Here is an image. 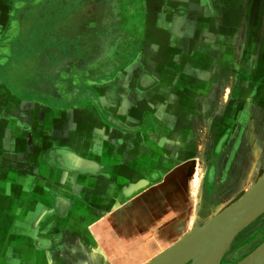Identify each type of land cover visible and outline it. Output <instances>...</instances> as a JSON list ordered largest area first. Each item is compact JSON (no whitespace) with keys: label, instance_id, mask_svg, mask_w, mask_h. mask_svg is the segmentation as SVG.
Instances as JSON below:
<instances>
[{"label":"crops","instance_id":"1","mask_svg":"<svg viewBox=\"0 0 264 264\" xmlns=\"http://www.w3.org/2000/svg\"><path fill=\"white\" fill-rule=\"evenodd\" d=\"M77 1L0 0V264H148L264 174V141L212 186L197 168L201 130L224 125L210 115L230 67L249 74L264 50V0H106L124 2L117 41L66 69L58 41L14 55L23 19ZM246 76L264 102V64Z\"/></svg>","mask_w":264,"mask_h":264},{"label":"flooded vegetation","instance_id":"2","mask_svg":"<svg viewBox=\"0 0 264 264\" xmlns=\"http://www.w3.org/2000/svg\"><path fill=\"white\" fill-rule=\"evenodd\" d=\"M99 2L100 1H98V3ZM73 13H77V8L73 11ZM122 13H124V10L122 11ZM103 25H105L103 27L107 28V23H104ZM95 26L97 25L94 21L93 27ZM166 36L167 35L165 33H159V37H157L159 38V41L164 39L165 42L168 43ZM7 44L8 43H4L1 48L3 46L5 47ZM85 44L86 46L88 45L87 41L85 42ZM164 52L165 50L163 48L161 57L162 59H167V55H165ZM63 61L65 63V69L68 68V66L72 62V60L68 61V55L66 56V58L64 56ZM253 61L256 65L255 67L253 66L249 69V74L251 72H254L256 68L258 69L259 65L264 64V50L260 51V55L257 60L253 57ZM239 71V66H233V91L231 92V96L227 106H225L222 111H218L219 115L221 114L224 121L222 130L209 131V135L210 137H212V139L210 140L212 141H210L211 149L206 158L208 164V186L213 185L211 182L214 178H216V175H222L220 174V171L222 172V164H224V168H231V166L235 165V163L239 162L240 160L251 159V157H253L254 155L253 152L255 151V145H258L259 143H262L264 141V102H261L258 105L254 104L253 102V99L258 91L257 88L262 83V80L259 81V84L257 83V86L255 88H252V83H250L247 79L254 77L246 76L249 75L248 73L246 75H241ZM240 76L242 77L241 81L239 80ZM155 79L156 80L154 86H157L159 81L158 77H156ZM239 87H241V94H239ZM249 88L251 89V93L247 97L245 93L247 94ZM245 89L247 90L245 91ZM236 90H238V92H236ZM230 122L232 123V125L230 124ZM237 166L238 168H240L239 165ZM263 244L264 217L258 219L256 222H254V224H252L241 234H239V236H237V238L232 243L229 251L222 258L221 264H243L244 261L250 255L255 253L257 249Z\"/></svg>","mask_w":264,"mask_h":264},{"label":"rangeland","instance_id":"3","mask_svg":"<svg viewBox=\"0 0 264 264\" xmlns=\"http://www.w3.org/2000/svg\"><path fill=\"white\" fill-rule=\"evenodd\" d=\"M90 2L87 0H81L76 4L77 8V13L67 12V13H46L47 15L44 16V14L40 13H33L30 14L26 20L23 19L22 21V27L24 26L22 36L20 39H18V45L15 47L14 55L17 56V58H25L27 55H33L36 52H39L42 50L43 44H45L47 41L51 42H60L59 44L64 45V54L65 56L73 55V53H79L80 54H85L83 51L87 52L88 47L84 44L78 43L77 42H86L92 44V50L90 52H94L95 46L100 47L101 43L104 42H110V41H117L120 37V31L124 28V23H122V20L124 21V13H122V10H124V2L118 3V2H113L111 7L110 4L107 2L101 1L102 7H99V3H95L93 5L94 9L90 7ZM98 5V6H97ZM119 5V6H118ZM99 7V9H97ZM113 7V9H112ZM110 9L112 13V22H110L111 19H108L107 22H105V19L103 18V12L108 11ZM84 11V12H82ZM98 12V13H92V12ZM121 13H115V12H120ZM80 12V13H78ZM91 12V13H90ZM101 12V13H100ZM88 17H84V15H88ZM57 14L60 17L64 16V26H61L60 28L62 29L63 32L61 33L59 29V33L56 31L58 30L57 28V22L55 23L57 19ZM83 15V17H81ZM103 16V17H100ZM123 16V18H122ZM56 18V19H55ZM93 21V22H92ZM94 21L96 22L95 27H93ZM104 23H107V28L103 27ZM21 26V24H20ZM91 26V27H90ZM54 37H53V36ZM62 35V36H61ZM78 45V48H77ZM56 51H54L55 53ZM83 57V56H82ZM76 62V61H75ZM78 64V62H77ZM251 67H242V70H245L248 72V70ZM230 74L233 73V66L230 67L229 69ZM229 74V75H230ZM231 76V75H230ZM264 79V76L262 77ZM232 84L233 80L232 77L231 79H228L225 81L224 86L221 91L217 94V106L214 109L213 113L210 115V121L212 120L213 117L218 116L215 112L217 111H222V109L227 106L228 101L231 96L232 90ZM238 92V90H236ZM203 133L202 138L205 139V146H210V137L209 131L201 130ZM201 133V135H202ZM204 159V158H203ZM200 166L197 168L201 169H207V161L204 159V162L199 164ZM197 166V165H196ZM262 172V171H261ZM199 226V225H194L192 228Z\"/></svg>","mask_w":264,"mask_h":264},{"label":"water","instance_id":"4","mask_svg":"<svg viewBox=\"0 0 264 264\" xmlns=\"http://www.w3.org/2000/svg\"><path fill=\"white\" fill-rule=\"evenodd\" d=\"M96 2L91 3L90 7L93 8L92 5ZM99 7H102L101 2ZM108 14L112 17V13H106V16ZM83 52L86 54L88 51ZM85 54L82 55L85 56ZM82 55H79L78 61ZM71 58L74 59V56ZM263 214L264 174L239 199L205 225L185 235L148 264H220L238 232ZM243 264H264V244Z\"/></svg>","mask_w":264,"mask_h":264},{"label":"bare ground","instance_id":"5","mask_svg":"<svg viewBox=\"0 0 264 264\" xmlns=\"http://www.w3.org/2000/svg\"><path fill=\"white\" fill-rule=\"evenodd\" d=\"M197 176V175H196ZM201 183V182H200ZM194 184H195V186L196 187H198L199 186V181L197 180V178H195V182H194ZM193 184V185H194ZM144 185H146V181H140L139 183H136V184H134V185H131L129 188H128V191L129 192H131L132 190H135V189H137V188H139V187H142V186H144ZM193 193H195V192H193ZM194 196V195H193ZM199 199V198H198ZM195 209V208H194ZM195 211V210H194ZM198 229V227L196 226V227H194V228H192L191 229V231L189 232V233H191V232H194V231H196Z\"/></svg>","mask_w":264,"mask_h":264}]
</instances>
